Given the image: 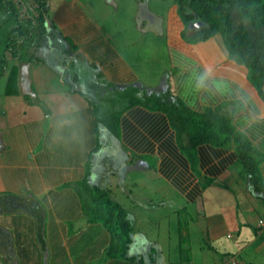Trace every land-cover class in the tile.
Segmentation results:
<instances>
[{
	"label": "rangeland",
	"instance_id": "374dc122",
	"mask_svg": "<svg viewBox=\"0 0 264 264\" xmlns=\"http://www.w3.org/2000/svg\"><path fill=\"white\" fill-rule=\"evenodd\" d=\"M20 1L23 4V9L18 20L33 19L35 23L37 11L34 1ZM73 1L47 0V3H50V7H47L50 22L55 18L64 25L60 27L57 22H53L56 31L47 27L46 38L43 35L39 36L40 26H34L31 31L33 37V40L30 41L31 47L24 55L30 58L34 56L38 59H26V61L16 59L17 66H19L17 80L23 78V82L19 85L20 94L25 96L22 94L16 97L4 95L6 70L10 69V65L6 68L5 75L0 77V120L4 122L3 118H6L8 114L3 103L10 99L22 101L28 108H30L29 104L42 103V107L53 111H65L66 109L73 111L71 117L73 116L74 122L68 119H65L63 123L56 124L57 119H53L51 122L65 131L68 129L69 134L67 132V135L72 142L79 135H87L86 138L78 137V141L73 142V150L76 151L77 157L82 156V152H88L87 145L89 142L87 144L81 143L87 138L89 140L90 132L91 146L100 144L96 151L99 156L95 155L97 158L95 174L91 177L87 176V182L89 185L95 184L98 187L106 188L110 192L112 200L128 212L134 230L150 241L144 242L145 249L140 251L146 254L142 256L144 257V264H152L153 261L151 260L160 258V255L170 261L169 264H189L187 258L190 254L194 260L193 263H198L200 258L202 259L204 256L202 250L207 253L204 257L211 256L214 258V254L208 251L205 246L206 243H209L208 239L201 238V232L195 228L194 222L198 216L195 213L196 208L186 206L184 202L180 201L176 192L159 178L155 171L148 170L147 172L141 169L137 171L136 168L139 167V164L132 160L134 156H126L120 151V149L125 150V147H118L114 143H119L120 139L111 136V133L101 122H96V128L92 125L89 127L87 117L90 113L82 109L86 106L90 107L94 117L102 120L114 111L121 110L134 96L149 93L145 91L146 86L128 88V90H124L126 87L120 89L121 86L114 83L113 73L116 71H119L120 78L123 77L126 68L143 76H148L151 72L153 74L165 72L169 77L175 73L176 68L173 67L171 59L168 57L166 29L169 13L171 11L172 13H179L176 1ZM5 6H8L7 8L10 10L4 9L6 7H0V25H3L7 15L13 12L10 4ZM76 15L81 18L82 22L76 21L67 24L70 18ZM152 15L154 16L153 20ZM178 16H181V13ZM163 23L164 32L160 34L161 31L158 30L162 28L161 24ZM8 25L9 22H6L3 27H0V58L3 57L6 48L4 41L9 40L8 31L10 29L7 28ZM92 25L97 27L93 31L95 34L87 35L84 43L78 44V46L70 38H62L65 37L63 35L62 37L59 36V34L66 32L71 38H79L87 34L85 32ZM190 31L192 30L187 32V28H185L182 31V33L184 32L182 38H185ZM196 38H192V41ZM192 41L188 44L200 43ZM94 43L97 44V47L94 46ZM90 47H94L96 50L90 51ZM24 50H19L20 54H23ZM90 53H94V55H90ZM113 67L116 70H113ZM108 68L112 70V79L106 77V74L109 75ZM50 76H55V79L49 80ZM41 79L49 81L48 83H52L58 89L56 91L46 89V81ZM159 87L160 92L158 93L161 94L162 82ZM53 111L52 114H55ZM216 112L220 116L224 114L222 111ZM38 114L39 111L32 108L27 110L25 115L22 113L16 115L19 119L29 120L25 123L22 122L23 125L17 128L18 139L31 141L42 137L40 140L43 144L51 130L50 128L54 125L47 119L36 120ZM63 114L62 118L69 116L67 112ZM71 117L69 116V119ZM29 118L33 119L30 120ZM96 133L98 134L96 135ZM42 144L23 145L17 141L11 150H8L7 147L0 149V156L4 154V157L7 156L8 159L12 157L11 159L28 165L25 169L16 170L11 167L8 160L10 168L14 171L13 174L18 179L17 187L21 188L24 193L19 192L20 194L16 197V195L9 193V190L0 192V208L3 209V212L0 211V229L3 230L1 231L2 234L0 233V264H10L12 259L10 254L16 260H21L23 264H37V257L41 253L43 257L51 254V260L59 258V260L69 261L71 258L79 264H122L123 262L127 264V260L108 258L107 252L105 253L103 250L104 242L109 240L104 227L99 223H88L87 210L90 207L91 196L83 189L82 182H80L83 179L62 186L65 188L64 190H61V186L57 188V182L52 180L54 183L48 192L41 191L42 186L39 184L37 188L39 195H34L36 183L29 182V179H36L33 176H37L38 172L43 176L44 184H47V177L45 176H51L52 168L36 171L29 167L37 165L38 168H41V161L44 163L52 162L51 157L55 155V153L50 152L47 153L48 156H44V154L40 156L38 150L42 149ZM24 149L25 152L32 149L34 155L32 156L31 152H27L28 156H24ZM188 155L190 158L192 157L190 154ZM95 156L93 153L92 162H94ZM47 157H50V160ZM146 161L148 165L155 166L149 158H146ZM57 173L53 172V175ZM20 175L28 178V181H20ZM164 195L167 196L166 199L162 197ZM10 199L21 201L25 208L24 211L29 210L30 215H32L29 216L23 211H16L15 215L6 213L4 210L6 204L3 202ZM15 202L18 201L15 200ZM7 229H11V233L14 235L12 240H9L10 237L4 234ZM39 229L41 230L39 231ZM37 233L42 239L44 236V244L38 241ZM62 237L67 239L66 248L60 244ZM149 244H151L150 247H153L152 249ZM134 250H131V253ZM160 250L161 253H159ZM157 251L159 252L157 253ZM128 252L130 253V249ZM230 252L234 253L232 250ZM150 255L152 258L148 260L147 256ZM247 256L255 264L256 261H262L261 257L256 255L251 248H248V252L246 251L242 255L239 253L235 257L238 258L237 262H239V259L247 260ZM215 258L218 259V255ZM134 263H136V259Z\"/></svg>",
	"mask_w": 264,
	"mask_h": 264
},
{
	"label": "crops",
	"instance_id": "0c3cea01",
	"mask_svg": "<svg viewBox=\"0 0 264 264\" xmlns=\"http://www.w3.org/2000/svg\"><path fill=\"white\" fill-rule=\"evenodd\" d=\"M10 15L11 12L7 15V19H4L5 23L8 22ZM168 17L166 46L168 57L171 59L173 67L176 68L175 73H172L169 77L165 72L162 74H153L151 72L148 76H143L126 68L122 78L118 75L119 71L113 73L115 77L114 83L120 85V89L124 87H126L125 89L134 87L143 88L146 86L145 91L150 94L163 95L170 93L195 112H203L207 109L222 111L224 116L229 117L234 132L241 134L251 146L253 156L257 162L256 170L258 181L261 184L257 187L259 190L254 185L252 176L240 161L233 146L216 147L209 143L198 145L194 150V168L190 162L189 153L185 154L180 148L176 132L172 128L168 116L160 111L154 112L138 105L132 107L130 110L124 111L121 116L118 137L120 142L114 143L118 147H125V150L120 149V151L126 154V156H134L132 160L139 164V167L136 168L137 171L139 169L147 172L148 170L155 171L159 178L171 186L179 196L180 201L184 202L186 206H194L196 208L195 213L198 216L194 222L196 225L195 228L201 232V238H204V240L208 239L209 243H206L205 246L208 251L214 254V258L211 256L204 257L207 253H205V250H202L204 255L202 259L200 258L198 263H193L194 260L190 254L189 264H255L252 263L248 256L247 260L243 261V259H239L240 261L237 262L238 258L235 256L239 253L242 255L244 252H248V248L253 249V252L261 257L262 261H256V264H264V86L263 96H261L249 81L247 67L229 57L228 51L225 49L220 36H215L196 45H189L182 38V31L185 28L182 20L179 19L176 13H172V11ZM153 18L154 16L152 20ZM76 21L82 22L81 18L76 15L71 17L67 24ZM52 22H57L60 27L64 25L55 18ZM4 24L0 25V27H3ZM161 25L162 28L158 30L161 31L160 34L164 32V23ZM13 26L16 25L12 21H9L7 28H12ZM96 29V26H89L87 32H85L87 34L79 38H71L66 32L62 33L61 37L63 35L65 36L64 38H70L78 46V44L84 43L87 35L95 34L93 31ZM155 33L158 32L155 31ZM94 46L97 47V44L94 43ZM93 49L96 50V48L90 47V51H93ZM90 55H94V53H90ZM17 60H13L10 57L7 58L6 68L11 65L10 69L6 70L7 76L10 75V70L13 66H16L17 70L19 69L16 63ZM108 69L109 75L106 74V77L112 79V70L110 68ZM113 70H116V68L113 67ZM155 75H157L156 78ZM20 78H22L21 75ZM54 79L55 76H50L49 78L51 81ZM21 82H23V78L19 81L17 80L16 83V89H18L19 93L12 94L11 97L22 94H20L19 89ZM48 82L46 81V89H53L54 91L58 89L52 83L50 84ZM161 82L163 83V87L161 94H159V85ZM4 95L6 94L4 93ZM3 106L8 114L6 118H3L4 122L0 120V149H6L7 147L8 150H11L17 141L19 144L23 143V145L42 144V140H40L42 137L31 141H23L17 138V128L29 121L19 119L16 116L18 113L25 115L27 110L35 108L39 111L36 117L38 121L47 119L51 122V120L57 119V124L63 123L65 119H68L74 122L72 119L73 116L71 117V112L73 111L68 109L65 111H53L49 108L42 107V103L29 104L30 108H28L22 101L19 102L18 100L10 99L3 103ZM82 109L90 113L87 117V122L90 124L89 127L92 125V127L96 128V118L94 117L92 109L88 106ZM52 111L55 114H52ZM64 112L69 113L68 115L71 119H69V116L62 118ZM29 119L32 120L33 118ZM75 119L79 121L77 118ZM52 124L54 126L50 128L51 130L46 137L47 139L43 141L42 149L38 150L40 156H43V154L44 156H48L47 153L50 152L52 154L55 153L51 157L52 162L49 161L46 164L41 161V168H38L37 165H31L29 167L36 171L52 168V174L51 176H45L47 177V184H44L43 176L38 172L37 176H33L36 179H29V182L32 181L37 186L34 187V195L38 194L37 188L39 184L42 186L41 191L48 192L49 188L51 189L53 186L54 182L52 180L56 181L58 184L57 188H60V186L72 184L75 181H79V179H86L88 178L87 176L91 177L96 171V156H99L97 155L99 153H96V151L98 149L97 147H100V144L94 147L91 146V132L89 140L87 138L86 141L81 143L87 144L89 142L87 145L88 152H82L83 155L77 157L76 151L73 150V142L78 141V137L84 139L87 135H79L72 142L67 135L68 129L65 131L61 127L55 126L54 122ZM186 144H188L187 135L184 138V145ZM27 152H31L32 156L34 155L32 149ZM27 152L24 153L26 157L28 156ZM85 153H87L86 156H84ZM93 153L94 156L96 155L94 162L91 161L93 159ZM11 158L4 157V154L0 156V192L9 190V193L17 197L20 193L24 192L21 188L17 187L19 182L13 174V169H25L28 165L26 166L25 163L17 162ZM47 158L49 159L50 157ZM146 158L153 161L155 166L148 165ZM128 159L130 160V158ZM8 160L13 169L10 168ZM88 160H90L91 167L89 173L86 174ZM53 172L58 173L53 175ZM205 179L210 180V182L203 187ZM20 181H28V178L21 176ZM64 189L62 187L61 190ZM162 197L164 199L167 198L165 195ZM15 200L18 201L17 203L20 204V207H14L16 208L15 211L10 210L6 211V213L15 215L17 213L16 211H23L29 216L32 215H30L29 210L24 211L25 208L22 206L21 201L18 199ZM31 200L33 201V199ZM1 231L3 230L0 229ZM4 234L10 237L9 240L14 238L11 229H7ZM134 234L136 235H133V242L130 245V253L128 252V255L136 259V263L134 264H140L139 262L140 260L143 262L144 257L142 256L145 254L140 251L141 249H145L144 242L150 241L135 230ZM61 239L60 244L66 248L67 239L63 237ZM108 242L109 240L104 242L103 250L107 247ZM150 248L152 249L153 247ZM131 250H134V252L131 253ZM231 250L234 251L233 254L230 252ZM159 253H161V250ZM217 255L218 259L215 258ZM37 258V264H79V262H75L71 258L69 261L59 260V258L51 260V254L43 257L41 253ZM149 258H152V256H147L148 260ZM13 259L10 260V264H23L21 260H16L14 257ZM151 261H153L151 262L152 264H169L170 262L163 255ZM122 264L125 263L123 262ZM127 264H130V262H127Z\"/></svg>",
	"mask_w": 264,
	"mask_h": 264
},
{
	"label": "trees",
	"instance_id": "16d2710c",
	"mask_svg": "<svg viewBox=\"0 0 264 264\" xmlns=\"http://www.w3.org/2000/svg\"><path fill=\"white\" fill-rule=\"evenodd\" d=\"M36 4L37 17L36 25L40 26V35L46 34L45 15L48 16L47 0H33ZM181 16L176 15L182 20V24L187 28L190 22L200 21L201 27L192 29L191 33L185 36L186 43L203 42L215 36H220L229 57L248 69V78L258 93L263 96L264 86V0H175ZM6 4H10L13 12L8 22L12 21L13 26L8 31L9 40H6L4 56L0 58V77L5 75L7 58L23 60L38 59L25 57L28 48L31 47L30 41L33 40L32 29L34 20L22 19L23 5L14 0H0V7L8 9ZM14 14V15H13ZM175 18V16H173ZM18 22V23H17ZM52 23V22H51ZM55 27L54 25L52 26ZM184 28V29H185ZM54 30V29H53ZM184 33V32H183ZM182 33V35H183ZM199 38V39H198ZM38 46V45H37ZM38 48V47H37ZM25 49L23 54L19 50ZM7 52V53H6ZM25 53V55H24ZM7 76L5 94H17V68L13 66ZM128 90V89H124ZM122 96V95H121ZM132 99V98H131ZM142 106L151 111H160L166 114L171 126L176 132L180 148L188 152L192 157L189 158L192 166L194 163V150L203 143H209L216 147L233 146L238 154L240 161L244 164L256 188L260 186L257 177L256 161L253 156L249 142L241 135L234 132L230 119L227 116H220L216 111L207 109L203 112L192 111L182 101L173 97L170 93L163 95L143 94L133 97V99L121 110L114 111L102 120L104 127L114 137H119L121 116L124 111L130 110L134 106ZM97 127V124H96ZM98 133H96L97 135ZM188 136V144L184 145V138ZM190 150V152H189ZM187 153V154H188ZM186 154V153H185ZM255 161V162H254ZM91 167L90 160L86 165V174ZM86 178V177H85ZM83 189L90 194V207L87 216L88 223L101 224L109 236L108 247L104 250L108 258L127 260L134 264L133 258L128 256V250L133 242L134 228L129 219L127 211L117 202L112 200L110 192L106 188L96 185H89L87 179L82 181ZM210 180L205 179L203 187ZM258 189V188H257ZM259 190V189H258ZM5 211H15L12 207ZM38 229V226H37ZM41 229H39L40 231ZM2 234V233H1ZM38 241L44 244L43 239L38 236ZM12 256V254H10ZM189 259V257L187 258ZM11 260H14L13 257ZM188 261V260H187ZM143 262L140 261V264Z\"/></svg>",
	"mask_w": 264,
	"mask_h": 264
},
{
	"label": "flooded vegetation",
	"instance_id": "af4514ba",
	"mask_svg": "<svg viewBox=\"0 0 264 264\" xmlns=\"http://www.w3.org/2000/svg\"><path fill=\"white\" fill-rule=\"evenodd\" d=\"M6 204L5 205V207L7 208V209H11L12 207H20V204L19 203H17V202H15V199H10V200H5L4 202H3V204ZM3 209L2 208H0V211H2ZM3 212V211H2ZM1 233V232H0Z\"/></svg>",
	"mask_w": 264,
	"mask_h": 264
},
{
	"label": "clouds",
	"instance_id": "9594fccd",
	"mask_svg": "<svg viewBox=\"0 0 264 264\" xmlns=\"http://www.w3.org/2000/svg\"><path fill=\"white\" fill-rule=\"evenodd\" d=\"M14 1H18V2L21 3L20 0H14ZM146 3H147V2H146ZM21 5H23V4L21 3ZM47 6L49 7V2L47 3ZM45 17H46V18L48 19V21H49V25H50L49 28H53V27H52V26H53V22L51 23V22H50V18L47 17L46 15H45ZM46 18H45V19H46ZM18 19H19V17H18ZM18 21H19V20H18ZM45 22H46V20H45ZM193 22H196V21H193ZM193 22H190V23H193ZM197 22H200V21L197 20ZM17 23H18V22H17ZM190 23H189V24H190ZM200 23H201V22H200ZM35 25H36V22H35ZM46 26H47V23H46ZM199 27H201V25H200ZM199 27H198V28H199ZM53 29H54V31H56L55 27H54ZM192 29H197V28H192ZM192 29L189 28V30H192ZM46 32H47V31H46ZM52 32H53V31H52ZM60 35H61V34H59V36H60ZM44 37H45V38L47 37L46 34L44 35ZM63 38H64V37H63Z\"/></svg>",
	"mask_w": 264,
	"mask_h": 264
},
{
	"label": "water",
	"instance_id": "95a60500",
	"mask_svg": "<svg viewBox=\"0 0 264 264\" xmlns=\"http://www.w3.org/2000/svg\"><path fill=\"white\" fill-rule=\"evenodd\" d=\"M45 20H46V23H47V27H49L50 25H49L48 19L46 18ZM200 25H201V23L196 21V22L190 23L189 24V28L190 29H192V28H198Z\"/></svg>",
	"mask_w": 264,
	"mask_h": 264
},
{
	"label": "built area",
	"instance_id": "2783aa9c",
	"mask_svg": "<svg viewBox=\"0 0 264 264\" xmlns=\"http://www.w3.org/2000/svg\"><path fill=\"white\" fill-rule=\"evenodd\" d=\"M260 223H262V222L260 221Z\"/></svg>",
	"mask_w": 264,
	"mask_h": 264
}]
</instances>
